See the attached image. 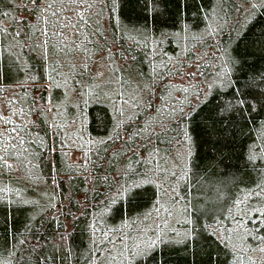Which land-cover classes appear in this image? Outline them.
I'll return each instance as SVG.
<instances>
[{
    "label": "trees",
    "instance_id": "16d2710c",
    "mask_svg": "<svg viewBox=\"0 0 264 264\" xmlns=\"http://www.w3.org/2000/svg\"><path fill=\"white\" fill-rule=\"evenodd\" d=\"M42 1L0 0V97L20 89L0 107V264H115L122 243L96 239L149 229L161 199V171L152 168L181 144L188 156L179 204L205 189L211 198L190 213L196 222L185 230L194 236L155 242L148 256L124 264L264 262V7H253L262 0H86L67 21L59 9L69 0ZM44 9L52 23L42 22ZM197 48L210 53L198 65L203 85L144 132L148 113L165 106L166 79L191 66ZM97 62L117 80L113 88L133 82L135 100L144 98L124 123L104 96ZM65 84L67 113L77 106L85 133L80 160L65 154L67 124L50 119ZM225 102L232 108L221 111ZM130 186L137 198L123 191ZM236 221L242 233L230 230Z\"/></svg>",
    "mask_w": 264,
    "mask_h": 264
},
{
    "label": "rangeland",
    "instance_id": "374dc122",
    "mask_svg": "<svg viewBox=\"0 0 264 264\" xmlns=\"http://www.w3.org/2000/svg\"><path fill=\"white\" fill-rule=\"evenodd\" d=\"M46 0L42 1V4L45 3ZM65 1V0H63ZM250 2H255L257 0H247ZM71 3V7H65L64 5L59 9V15L60 17L64 18L66 21L69 19H75L77 16L76 11L79 12L81 9L85 7L86 0H69ZM41 15L42 22H51L52 23V16L49 14V12L43 10ZM52 14H58V12H54ZM57 16V15H56ZM70 22V21H69ZM71 22H73L71 20ZM56 22L51 26H56ZM195 60H192L191 66L188 67H181L179 66L177 70H175L176 74L174 76H169V78L166 79V83L169 84V90L167 91L166 95H164L165 99V106L159 110L156 114L152 115L155 111L151 110L147 116L146 119H148V124L144 126V132H146L149 129L156 128L159 124H162L166 122L167 119L170 117H173L178 113L182 108L185 107V105L188 103L187 100L189 98V93L194 88V93H197L196 91H199L200 87L203 85L205 81V77L199 78V69L198 65L203 62H206L210 58V53L207 52V54H201V50L199 48L195 49ZM99 57L102 59L107 58L105 54L99 55ZM184 60V58H181ZM99 60V61H100ZM187 61V60H186ZM98 62L93 66V69H97L98 74L100 73V77L106 78L105 83L100 79V83H104L107 85L105 88V94L104 96L106 99L112 100L113 106L116 108V113H118V120L123 121L129 118V110L132 109L134 105L138 106L141 103L144 102L143 96H139L138 100H135V97L137 96L134 91L136 88V84L131 82V86H120L117 85L115 88L112 87L113 83L117 81L113 77L109 75L108 77V67L105 65H97ZM180 65V64H179ZM176 66L175 62H172L170 65V69L174 68ZM69 69V68H68ZM71 71V70H70ZM106 75V76H105ZM63 78L66 80L67 76L64 75ZM210 80V78L208 79ZM67 81V80H66ZM209 83V82H208ZM115 85V84H114ZM12 88L9 89V91L4 94L3 97H0V107H2L3 112L7 110V107L5 106L6 97L9 94L14 93V91H19V88L15 89V86H11ZM65 96L62 97V99H58L55 101L56 107L52 106L51 103H49V113H50V119L54 122H61L62 124L66 125L63 132L64 136V143H65V151L66 156L71 160H80L82 158L83 154V142L85 139V133L83 126L81 125L80 121L77 120V106L75 105V108H73V111L71 114L67 113V107H68V84H65ZM134 87V88H133ZM70 90V89H69ZM192 91V92H193ZM69 92V91H68ZM191 92V94H192ZM188 93V94H187ZM196 97L193 96L191 101H195ZM23 100H20L19 104ZM160 100L158 98L155 99V104L158 106V103ZM21 111V110H20ZM28 109L25 108V110L20 112L21 116H24ZM0 110V114H1ZM152 115V116H151ZM151 116V117H150ZM70 118V119H68ZM143 121V120H142ZM2 115H0V128L2 125ZM4 132V130H2ZM188 156V150L187 147L184 144H181L180 146L175 147V149L169 153V155L165 158L164 163H155L152 170H155V174H157L159 171H161V174L159 179H156L157 184L161 187V199L159 201V204L157 205L156 210L154 211V214L151 216V221L149 223V229L143 228L142 231L138 232L137 235L129 236L125 232V230L117 229L115 231H108V233L104 234L105 236H101L98 239L99 243H102L104 240L107 241L108 245L112 244V246H117L120 243H122L123 250L122 252H119V256L115 260V264H124L125 260L130 257L135 256V253L137 250H141L146 248L149 245H152L154 242H158L161 240H166L167 238H176L180 239L182 238L185 233L187 232L185 230V226L189 227L192 226L196 219L194 216H192L191 211L193 208H195L199 204V199H204V202H208L211 198L207 196V189L204 190V193L198 194V193H187L186 196H184V205L181 207V204H179L178 199L180 197V185L182 183V180L184 178V161L187 159ZM183 167V168H182ZM173 196L176 198V204H173ZM205 207H197V209H200V212L204 211ZM224 214V209L222 212H218L216 214V217H219V215ZM238 221L235 223H232L230 225V230L232 232H241V225L236 226ZM120 230V231H119ZM232 232H229V235H232ZM238 233V234H240ZM140 234H144L141 237ZM127 235V236H126ZM242 235V234H240ZM136 237V238H135ZM242 237V236H241ZM240 237V238H241ZM126 238V239H125ZM236 249L240 250V243L239 245H232ZM129 248V249H128ZM124 249L129 250V252L125 251ZM132 250V252H130ZM241 254V253H240ZM260 263V262H258ZM260 264H264V262H261Z\"/></svg>",
    "mask_w": 264,
    "mask_h": 264
},
{
    "label": "snow or ice",
    "instance_id": "6c2138e0",
    "mask_svg": "<svg viewBox=\"0 0 264 264\" xmlns=\"http://www.w3.org/2000/svg\"><path fill=\"white\" fill-rule=\"evenodd\" d=\"M257 6L264 7V0H262L260 5H256V4L253 5V7H257ZM221 86L223 87L224 85L221 84ZM209 87H211V85H209ZM261 91L264 92V89H262ZM236 103L237 104H244L245 101L242 100V99H237ZM255 103H256V101H254V100L250 101V104H251L252 107H255ZM262 106H264V103H262ZM231 108H232V104L230 102H225V109H221V111L229 110ZM123 191L125 192L126 196L129 199L137 198L138 195H139V193L134 190V186H130V187L126 188V189H123ZM193 236H194V234L191 231H188V232L185 233L184 239L187 240L189 237H193ZM179 242L180 241H177V243H179ZM192 242L195 243L194 240ZM154 244H155V242L152 245L147 246L143 250H137L135 255L138 256V257H141V258L145 257V256H148L149 255V248L154 247ZM130 259H131V257H130Z\"/></svg>",
    "mask_w": 264,
    "mask_h": 264
}]
</instances>
